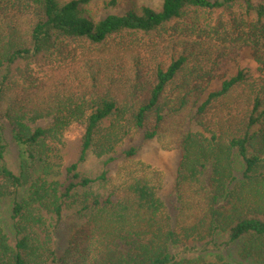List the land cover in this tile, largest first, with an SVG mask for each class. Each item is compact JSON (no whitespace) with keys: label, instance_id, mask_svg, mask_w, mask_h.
Here are the masks:
<instances>
[{"label":"trees","instance_id":"1","mask_svg":"<svg viewBox=\"0 0 264 264\" xmlns=\"http://www.w3.org/2000/svg\"><path fill=\"white\" fill-rule=\"evenodd\" d=\"M94 1L0 0V264H264V0Z\"/></svg>","mask_w":264,"mask_h":264},{"label":"rangeland","instance_id":"2","mask_svg":"<svg viewBox=\"0 0 264 264\" xmlns=\"http://www.w3.org/2000/svg\"><path fill=\"white\" fill-rule=\"evenodd\" d=\"M111 1L112 0H96L87 7V11H89L93 17L101 18L106 16L108 13L122 14L129 9H140L142 6H151L155 9H159L163 2V0H117L119 2V5L115 7L111 5ZM241 58L238 59L239 61L237 63H234L230 66L231 70H235L237 64L243 66H248L250 64L252 65V63L250 62V52H247V54L243 55ZM10 137V134H8V138L11 141ZM165 146V140L150 142L145 146L142 159L147 163L160 167L163 170L165 177L164 193L169 194L170 192H172L173 184L175 182L181 152L180 150L167 148ZM16 154V149L14 146H12L11 151L8 154V160L13 161L16 158ZM98 162L99 160L93 154L90 157L88 163L85 165V170L89 172L97 171ZM0 213H2V218L4 221L9 218L7 208L4 205H0ZM234 252L235 257L238 258V246H236Z\"/></svg>","mask_w":264,"mask_h":264}]
</instances>
